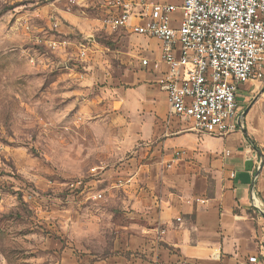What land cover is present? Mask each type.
Returning a JSON list of instances; mask_svg holds the SVG:
<instances>
[{
    "label": "rangeland",
    "instance_id": "obj_1",
    "mask_svg": "<svg viewBox=\"0 0 264 264\" xmlns=\"http://www.w3.org/2000/svg\"><path fill=\"white\" fill-rule=\"evenodd\" d=\"M101 16L99 0H0V264H99L170 188L131 109L158 42L100 33Z\"/></svg>",
    "mask_w": 264,
    "mask_h": 264
},
{
    "label": "crops",
    "instance_id": "obj_2",
    "mask_svg": "<svg viewBox=\"0 0 264 264\" xmlns=\"http://www.w3.org/2000/svg\"><path fill=\"white\" fill-rule=\"evenodd\" d=\"M145 51L137 62L142 71L130 75L137 86L131 92L138 93L131 109L138 138L155 143L154 151L163 153L162 163L172 166L165 170L170 188L162 189L159 202L147 200L142 217L148 229L139 231L137 226L122 252L99 264H249L250 257L264 264V216L251 199L254 195L264 209V68L262 80L238 86L241 122L236 130L210 136L193 132L190 121L169 117L166 96L157 85L166 71L159 43L154 56ZM143 58L149 66L140 65ZM177 151L185 155L175 156ZM249 161L251 171L245 169ZM141 170L130 174L133 208L142 201Z\"/></svg>",
    "mask_w": 264,
    "mask_h": 264
},
{
    "label": "built area",
    "instance_id": "obj_3",
    "mask_svg": "<svg viewBox=\"0 0 264 264\" xmlns=\"http://www.w3.org/2000/svg\"><path fill=\"white\" fill-rule=\"evenodd\" d=\"M100 11L98 32L159 43L166 71L157 85L169 117L190 121L198 134L225 136L236 130L238 86L263 79L264 0H101ZM140 65L147 67L149 61L143 58ZM251 199L264 213L259 200Z\"/></svg>",
    "mask_w": 264,
    "mask_h": 264
},
{
    "label": "water",
    "instance_id": "obj_4",
    "mask_svg": "<svg viewBox=\"0 0 264 264\" xmlns=\"http://www.w3.org/2000/svg\"><path fill=\"white\" fill-rule=\"evenodd\" d=\"M260 166H261V164H260ZM259 166V167H260ZM252 168H253V164H252V162H246L245 163V169L247 170V171H251L252 170ZM262 214V216H264V213H261Z\"/></svg>",
    "mask_w": 264,
    "mask_h": 264
}]
</instances>
